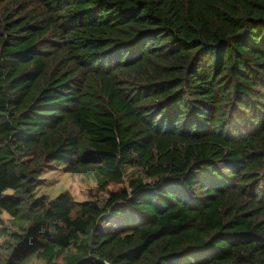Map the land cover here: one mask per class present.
<instances>
[{"label":"trees","instance_id":"16d2710c","mask_svg":"<svg viewBox=\"0 0 264 264\" xmlns=\"http://www.w3.org/2000/svg\"><path fill=\"white\" fill-rule=\"evenodd\" d=\"M2 212L0 264H264V0H0Z\"/></svg>","mask_w":264,"mask_h":264},{"label":"rangeland","instance_id":"374dc122","mask_svg":"<svg viewBox=\"0 0 264 264\" xmlns=\"http://www.w3.org/2000/svg\"><path fill=\"white\" fill-rule=\"evenodd\" d=\"M127 182L130 179L141 176L144 172L130 165L124 167ZM40 183L37 187V195H45L50 198L63 193H70L77 201L99 200L104 201L107 194L98 190L95 179L84 174H73L64 166H48L41 173ZM3 225L9 226L10 216L6 212L0 214ZM125 226L124 220L113 214L103 216L99 221V227L105 231H116Z\"/></svg>","mask_w":264,"mask_h":264}]
</instances>
